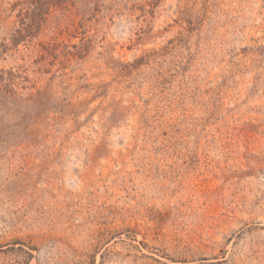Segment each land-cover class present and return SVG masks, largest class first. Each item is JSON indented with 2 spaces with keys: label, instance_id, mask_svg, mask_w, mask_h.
<instances>
[{
  "label": "rangeland",
  "instance_id": "374dc122",
  "mask_svg": "<svg viewBox=\"0 0 264 264\" xmlns=\"http://www.w3.org/2000/svg\"><path fill=\"white\" fill-rule=\"evenodd\" d=\"M23 1L0 264H264V0H48L16 44Z\"/></svg>",
  "mask_w": 264,
  "mask_h": 264
},
{
  "label": "trees",
  "instance_id": "16d2710c",
  "mask_svg": "<svg viewBox=\"0 0 264 264\" xmlns=\"http://www.w3.org/2000/svg\"><path fill=\"white\" fill-rule=\"evenodd\" d=\"M51 2L48 0H29L23 1L19 6L18 15L20 17L21 27L15 33L17 37L13 38L14 43H19L25 39L33 38L45 22L48 14V8ZM20 79L25 77L14 71H1L0 73V93L16 95V89L20 85ZM62 109V108H61Z\"/></svg>",
  "mask_w": 264,
  "mask_h": 264
}]
</instances>
